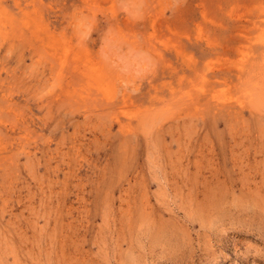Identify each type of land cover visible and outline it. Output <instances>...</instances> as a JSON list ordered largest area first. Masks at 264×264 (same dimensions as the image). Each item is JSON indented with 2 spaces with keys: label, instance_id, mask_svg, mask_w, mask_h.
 <instances>
[{
  "label": "rangeland",
  "instance_id": "374dc122",
  "mask_svg": "<svg viewBox=\"0 0 264 264\" xmlns=\"http://www.w3.org/2000/svg\"><path fill=\"white\" fill-rule=\"evenodd\" d=\"M0 264H264V0H0Z\"/></svg>",
  "mask_w": 264,
  "mask_h": 264
}]
</instances>
